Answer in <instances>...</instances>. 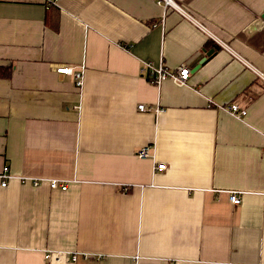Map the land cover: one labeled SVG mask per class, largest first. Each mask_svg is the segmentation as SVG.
I'll return each mask as SVG.
<instances>
[{
  "label": "crops",
  "instance_id": "0c3cea01",
  "mask_svg": "<svg viewBox=\"0 0 264 264\" xmlns=\"http://www.w3.org/2000/svg\"><path fill=\"white\" fill-rule=\"evenodd\" d=\"M5 168L0 264H264V0H0Z\"/></svg>",
  "mask_w": 264,
  "mask_h": 264
},
{
  "label": "built area",
  "instance_id": "2783aa9c",
  "mask_svg": "<svg viewBox=\"0 0 264 264\" xmlns=\"http://www.w3.org/2000/svg\"><path fill=\"white\" fill-rule=\"evenodd\" d=\"M49 2H55V0H48ZM165 4L168 5L171 3V0H164ZM145 68L150 70L151 77L153 82L160 86L164 81L171 80L172 82L183 85L189 77V68L187 66H180L176 69L169 70L165 68L163 65L159 67L153 66L152 63H145ZM57 73L59 74H74L77 79V85H83V71L81 70L78 73H74L73 69L68 66H61L57 68ZM138 109L142 112L149 111L151 108H147L145 105H139ZM233 114H236L239 117L246 115V111L241 110L239 106L232 105L230 108ZM151 147L141 148L136 156L141 159L151 158L154 159V156L150 154ZM166 169L165 164H158L154 166V172L163 171ZM13 175L9 173L8 168H5L4 171L0 174V179L2 180L1 185L5 187L7 185V179L11 178ZM18 179L21 183L32 184L34 187H38L42 183H48L51 189H61L62 191H67L69 188L68 181L60 180V179H48V178H32V177H24L18 176ZM229 200L233 205H239L241 202V196L239 192H230ZM62 253L49 251L45 255V259L49 264L59 263L62 261ZM74 260H76V255L72 256Z\"/></svg>",
  "mask_w": 264,
  "mask_h": 264
},
{
  "label": "trees",
  "instance_id": "16d2710c",
  "mask_svg": "<svg viewBox=\"0 0 264 264\" xmlns=\"http://www.w3.org/2000/svg\"><path fill=\"white\" fill-rule=\"evenodd\" d=\"M7 72H8V74H6V76H9V75H10V73H11V72H10V70H8Z\"/></svg>",
  "mask_w": 264,
  "mask_h": 264
},
{
  "label": "water",
  "instance_id": "95a60500",
  "mask_svg": "<svg viewBox=\"0 0 264 264\" xmlns=\"http://www.w3.org/2000/svg\"><path fill=\"white\" fill-rule=\"evenodd\" d=\"M212 53V51H210L209 53H208V55H210Z\"/></svg>",
  "mask_w": 264,
  "mask_h": 264
}]
</instances>
